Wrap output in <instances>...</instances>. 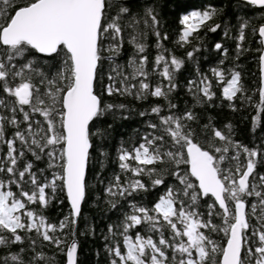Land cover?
<instances>
[{
  "label": "snow or ice",
  "instance_id": "6c2138e0",
  "mask_svg": "<svg viewBox=\"0 0 264 264\" xmlns=\"http://www.w3.org/2000/svg\"><path fill=\"white\" fill-rule=\"evenodd\" d=\"M100 221L106 264H264V0H0V264Z\"/></svg>",
  "mask_w": 264,
  "mask_h": 264
},
{
  "label": "trees",
  "instance_id": "16d2710c",
  "mask_svg": "<svg viewBox=\"0 0 264 264\" xmlns=\"http://www.w3.org/2000/svg\"><path fill=\"white\" fill-rule=\"evenodd\" d=\"M214 3L220 4L223 3L224 0H213ZM169 20L172 22V29L175 30L178 27V21L175 20L174 17H169ZM220 35L219 34H209L207 37V47L209 51L206 53L209 57V61L215 62V60L218 58V54L212 51V44L214 41L219 40ZM227 46L230 49L234 47L233 42L231 40L227 41ZM205 53H202L204 55ZM231 59V57H229ZM240 63L245 67V69H253L254 70V63L251 62H245V59L242 57ZM206 67V63L204 64ZM187 99V97H185ZM215 114V113H214ZM246 113H236L231 114L229 110L224 109L219 113V120L227 122L228 120H232L234 125L237 127L238 135L237 139L243 140L244 142H250L252 139V136L249 132V124L248 121L242 120V116H244ZM137 121H130L127 122L125 125V128L122 130L125 134L127 132H130L133 127H136ZM114 151V148L112 149ZM59 213V209H57L55 206H53L49 210V215L56 216ZM85 213L88 214L90 217L96 218L98 217V213L95 208H93L91 205L85 206ZM104 227V221H100L97 225V235L95 238L88 237L84 238L81 237V253L79 256V259L81 261V264H106L105 262V253L103 252V244L104 241L99 235L100 229ZM100 250V255L97 257L96 253L97 250Z\"/></svg>",
  "mask_w": 264,
  "mask_h": 264
}]
</instances>
